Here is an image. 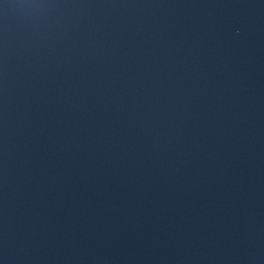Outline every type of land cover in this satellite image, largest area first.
Wrapping results in <instances>:
<instances>
[{
    "label": "water",
    "instance_id": "95a60500",
    "mask_svg": "<svg viewBox=\"0 0 264 264\" xmlns=\"http://www.w3.org/2000/svg\"><path fill=\"white\" fill-rule=\"evenodd\" d=\"M0 264H264V0H0Z\"/></svg>",
    "mask_w": 264,
    "mask_h": 264
}]
</instances>
